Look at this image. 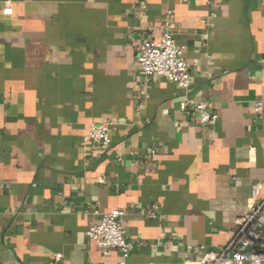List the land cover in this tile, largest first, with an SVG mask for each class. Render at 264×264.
Wrapping results in <instances>:
<instances>
[{
  "label": "crops",
  "instance_id": "0c3cea01",
  "mask_svg": "<svg viewBox=\"0 0 264 264\" xmlns=\"http://www.w3.org/2000/svg\"><path fill=\"white\" fill-rule=\"evenodd\" d=\"M168 14L186 90L138 72ZM103 122L108 147H85ZM256 183L263 200L264 0H0V264H119L88 235L114 209L127 264H197Z\"/></svg>",
  "mask_w": 264,
  "mask_h": 264
},
{
  "label": "built area",
  "instance_id": "2783aa9c",
  "mask_svg": "<svg viewBox=\"0 0 264 264\" xmlns=\"http://www.w3.org/2000/svg\"><path fill=\"white\" fill-rule=\"evenodd\" d=\"M10 14L11 9L3 10ZM139 74L148 79L159 76L187 89L191 83L189 65L182 55L181 48L174 42L170 28V16H165L162 23V33L158 41L147 39L138 47L136 58ZM187 106L198 113L201 123H210L216 119V114L209 111L205 102L186 100L180 104L182 110ZM260 109V104L255 105ZM109 124L92 123L83 138V145L104 150L110 143ZM260 185L253 184L251 188L252 204L247 213L236 218V231L226 245L218 250H208L203 247L197 264H263L264 262V199L258 200ZM122 209H114L101 214L99 220L89 226L88 235L91 241L105 254L109 249L120 252L119 264H127L131 245L124 236L122 228ZM60 255L56 256L58 259Z\"/></svg>",
  "mask_w": 264,
  "mask_h": 264
}]
</instances>
